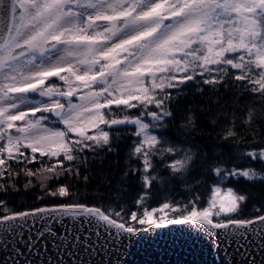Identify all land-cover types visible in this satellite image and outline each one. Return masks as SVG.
Here are the masks:
<instances>
[{"label":"snow or ice","instance_id":"6c2138e0","mask_svg":"<svg viewBox=\"0 0 264 264\" xmlns=\"http://www.w3.org/2000/svg\"><path fill=\"white\" fill-rule=\"evenodd\" d=\"M193 92L223 121L211 153L187 143L203 131L192 105L175 124ZM262 124L264 0H0V191L23 176L42 192L24 208L0 199V264H125L173 228L207 264H264V205L232 186L264 182ZM125 136L115 198L88 199L73 182Z\"/></svg>","mask_w":264,"mask_h":264},{"label":"trees","instance_id":"16d2710c","mask_svg":"<svg viewBox=\"0 0 264 264\" xmlns=\"http://www.w3.org/2000/svg\"><path fill=\"white\" fill-rule=\"evenodd\" d=\"M207 88L205 92H207ZM216 95H223L225 100L231 101V93L224 92L221 89L220 93ZM210 101L202 99L199 95L193 93H185V97L180 99L177 103L173 104V111L175 114V124H178L182 119H185V113L189 105H192L193 111L197 116V123L199 129L203 131L201 134L196 135L193 133L188 137V144L198 143L204 146L205 149L211 153L213 146L217 144L215 139L216 133L219 131L221 124L212 125L210 119L215 116V106H212L211 111H200V106L207 108ZM256 107L259 108L260 104L257 102ZM245 118V111L243 110V101H241V108L236 112V127L238 131H241L242 135H247L245 126L242 121ZM175 124L173 126V134L175 133ZM261 130L264 131V124L261 125ZM180 139V137H177ZM129 144L128 136L118 144V153L112 154L109 153L104 157L103 164L93 163L91 166L90 180L85 185L83 182H73L74 187L78 189L84 196L90 200L96 201H109L115 198L114 193L117 188V183L120 179L122 172L124 171V161L126 157L127 145ZM253 147H259V144H253ZM251 163V162H245ZM241 166H244L243 164ZM29 167H39L38 164L29 165ZM254 167L257 170L264 169V165L260 163H255ZM83 171V169H82ZM36 178H33L35 182ZM108 181H111L109 184ZM26 178L21 176L17 179L16 183L19 187V191H13L9 189L7 192L0 191V199L8 201L10 205L17 208H24L33 205L36 202V197L42 195L39 184L36 183L35 187H30L29 189H24V184ZM64 180H61L60 183H64ZM50 186H55V182H49ZM232 186L238 190L247 192L250 196L249 209L252 205H264V182L248 183L247 181L241 179L239 182H232ZM202 195L207 191V185L198 186L197 189ZM138 191L135 178H130L128 192L126 195L122 194V199L125 202L129 203L131 206V201L135 197ZM176 198L179 199L184 197L187 199L186 194L179 187L176 188ZM158 200V199H154Z\"/></svg>","mask_w":264,"mask_h":264},{"label":"water","instance_id":"95a60500","mask_svg":"<svg viewBox=\"0 0 264 264\" xmlns=\"http://www.w3.org/2000/svg\"><path fill=\"white\" fill-rule=\"evenodd\" d=\"M178 233L175 228L164 230L154 241H147L144 248H132L125 257V264H207L212 260L207 249L203 257L198 252L182 246L180 241L173 243Z\"/></svg>","mask_w":264,"mask_h":264}]
</instances>
